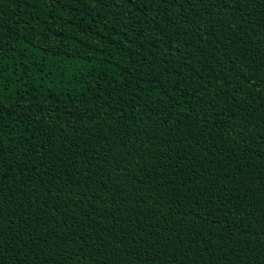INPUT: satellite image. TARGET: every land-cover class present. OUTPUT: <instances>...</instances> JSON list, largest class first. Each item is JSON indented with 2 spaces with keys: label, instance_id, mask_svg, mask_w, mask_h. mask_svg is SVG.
Instances as JSON below:
<instances>
[{
  "label": "trees",
  "instance_id": "obj_1",
  "mask_svg": "<svg viewBox=\"0 0 264 264\" xmlns=\"http://www.w3.org/2000/svg\"><path fill=\"white\" fill-rule=\"evenodd\" d=\"M0 264H264V0H0Z\"/></svg>",
  "mask_w": 264,
  "mask_h": 264
}]
</instances>
